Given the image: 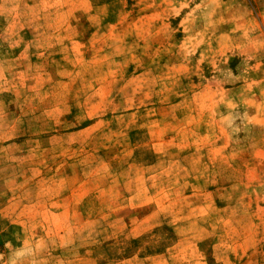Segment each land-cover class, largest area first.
<instances>
[{
	"label": "rangeland",
	"instance_id": "1",
	"mask_svg": "<svg viewBox=\"0 0 264 264\" xmlns=\"http://www.w3.org/2000/svg\"><path fill=\"white\" fill-rule=\"evenodd\" d=\"M0 264H264V0H0Z\"/></svg>",
	"mask_w": 264,
	"mask_h": 264
}]
</instances>
